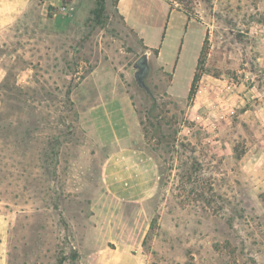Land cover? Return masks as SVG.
<instances>
[{
    "label": "rangeland",
    "instance_id": "1",
    "mask_svg": "<svg viewBox=\"0 0 264 264\" xmlns=\"http://www.w3.org/2000/svg\"><path fill=\"white\" fill-rule=\"evenodd\" d=\"M142 2L143 33L117 0H33L0 29V264H264V0H167L204 29L191 100L201 27L179 51L181 19ZM97 67L131 72L132 145L100 144Z\"/></svg>",
    "mask_w": 264,
    "mask_h": 264
},
{
    "label": "crops",
    "instance_id": "2",
    "mask_svg": "<svg viewBox=\"0 0 264 264\" xmlns=\"http://www.w3.org/2000/svg\"><path fill=\"white\" fill-rule=\"evenodd\" d=\"M150 1L156 6L159 5L157 8H159L160 15L168 13V15H176L177 18L181 19L182 24L178 26L176 25L177 27H175L178 29L176 40L181 39L180 43H178L179 51L183 49V38H185L187 34L188 36L196 34L198 27H201L198 29L200 39L197 43L195 63L191 73L193 76L197 64V57L202 47L204 36L203 27L193 19L188 18L183 11L171 8L170 4L167 3V0L166 2L164 0ZM32 5L33 0H0V29L9 28L17 24L19 19H21L28 8ZM50 5H53L52 0H43V3L41 4L44 9H47ZM115 8L128 26L135 31L140 29L143 33V26H141L139 20H141V14L146 12V7L142 0H117ZM142 15L144 16V14ZM191 24H197V28ZM161 26L162 23L158 27ZM181 35L182 37L180 38ZM145 44L149 48H156L152 44H147V42H145ZM159 55L160 48L158 56ZM118 69L119 67H113V70L108 68L107 71H104V69L101 71L100 67H97L91 72V76H100V78L98 80L95 78V96L91 99V104L88 105L90 119L96 130L100 144L106 148L115 149L132 145L131 141L133 139L137 140L139 136V121L133 109L130 96L124 89L122 83V77L128 78V74L131 76V72L130 70L123 68L122 72H124V76H122V73H117L119 72ZM129 149L135 151L134 149L136 148L132 146L129 147ZM141 159V161H143V158ZM144 161L142 163L145 164V176L142 183L150 190H153L155 186L156 167L152 166L153 164L150 163L149 159H144ZM122 249L126 251V247L123 244ZM127 257L128 259H126V261H113L112 264H145V261L142 260L137 253H131V256Z\"/></svg>",
    "mask_w": 264,
    "mask_h": 264
},
{
    "label": "water",
    "instance_id": "3",
    "mask_svg": "<svg viewBox=\"0 0 264 264\" xmlns=\"http://www.w3.org/2000/svg\"><path fill=\"white\" fill-rule=\"evenodd\" d=\"M149 69L150 65L148 53L143 52L136 58L132 65L133 78L139 88L145 90L146 93L153 97V94L145 81L149 73Z\"/></svg>",
    "mask_w": 264,
    "mask_h": 264
},
{
    "label": "trees",
    "instance_id": "4",
    "mask_svg": "<svg viewBox=\"0 0 264 264\" xmlns=\"http://www.w3.org/2000/svg\"><path fill=\"white\" fill-rule=\"evenodd\" d=\"M154 50L157 51V49H154ZM197 63H199V59H198ZM199 79H200L199 73L194 72L190 86H189V91H188V99L189 100H191L194 97V95L197 91V83H198Z\"/></svg>",
    "mask_w": 264,
    "mask_h": 264
},
{
    "label": "built area",
    "instance_id": "5",
    "mask_svg": "<svg viewBox=\"0 0 264 264\" xmlns=\"http://www.w3.org/2000/svg\"><path fill=\"white\" fill-rule=\"evenodd\" d=\"M62 10H63V11L66 10V7L63 6V7H62Z\"/></svg>",
    "mask_w": 264,
    "mask_h": 264
}]
</instances>
